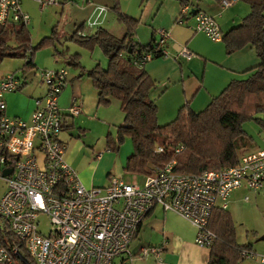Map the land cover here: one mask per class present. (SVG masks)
I'll return each instance as SVG.
<instances>
[{
  "label": "built area",
  "instance_id": "obj_1",
  "mask_svg": "<svg viewBox=\"0 0 264 264\" xmlns=\"http://www.w3.org/2000/svg\"><path fill=\"white\" fill-rule=\"evenodd\" d=\"M23 1L0 0L1 26L30 25ZM35 1L44 10L59 0ZM222 3L224 7L231 4L228 0ZM95 9L96 17L89 20L88 28L100 27L109 11L101 6ZM181 13L193 18L195 32L222 42V32L212 16L191 13L189 7H183ZM159 34L162 49L169 34ZM163 53L168 56L165 50ZM181 57L191 59L192 54L183 50ZM152 60L153 55L147 54L137 66L145 68ZM40 75L47 93L36 100L29 121L6 113V96L21 90V80L13 74L0 79V182L7 188L0 198V226L25 245L35 264H133L135 258L150 255L161 261L163 249L159 247L130 253L139 227L158 205L189 221L198 231L196 244L212 249L219 240L210 229L214 211L228 210L231 195L239 189H264V150L247 152L237 165L221 170L180 173L175 171L174 159L154 168L143 185L112 177L104 188H87L66 162L68 147L60 141L65 123L59 98L67 86L68 72L41 70ZM81 111L75 100L69 116L77 117ZM184 150L181 145L176 153ZM162 152V148L157 150ZM6 170H11L8 176ZM44 218L48 233L42 229ZM18 254L22 253L16 244L0 247V264H18ZM255 257L256 264H264V253L242 252L244 260Z\"/></svg>",
  "mask_w": 264,
  "mask_h": 264
},
{
  "label": "crops",
  "instance_id": "obj_2",
  "mask_svg": "<svg viewBox=\"0 0 264 264\" xmlns=\"http://www.w3.org/2000/svg\"><path fill=\"white\" fill-rule=\"evenodd\" d=\"M118 1L123 14L138 21L134 40L139 45L145 47L151 45L154 40H159L160 31L169 34L165 46L162 47L168 56L153 59L145 66V71L156 83L151 98L158 107V120L161 125L174 121L183 109H191L197 113L203 111L232 81L248 79L251 71L260 64L256 49L252 45L228 54L223 42H213L205 34L195 32L193 18L182 16L181 13L183 7H189L191 13L209 14L215 19L224 37L231 29L240 26L251 12L250 5L241 0H228L231 4L227 7L223 6V0ZM32 3L38 6H31ZM50 6L51 9L46 13ZM97 6L112 10L115 0H59L57 4L49 5L44 10L35 0H24L22 4L23 11L30 16L32 25L36 29L39 25L40 31L48 32L50 17L56 19L59 15L57 10L61 11V17L67 13L65 18L57 17L58 24L53 26V29L57 27L62 36L61 41H69L80 28H83L80 34H93L95 29L88 28L87 21L96 17ZM182 18L183 24L180 23ZM106 21L107 17L102 25ZM183 50L189 51L192 58H182ZM93 59L103 67L108 66V59L100 50L94 52ZM35 62L37 65V61ZM38 68L37 65L34 74L30 76L18 77L22 83L21 90L6 96L8 116L25 121L31 119L36 109V100L44 98L47 93V86ZM84 68L90 70L88 67ZM20 69L15 67L1 70L3 73L0 74V79L15 75ZM66 70L67 86L59 98V107L65 123L60 141L68 147L64 157L81 180L83 179L82 182L87 188H104L114 177L111 175L114 164L109 141L110 136L124 121L121 103L111 99L108 106H101L100 93L87 74L80 69ZM38 75L39 81L36 80ZM75 100L80 102L82 111L77 117H70L69 109ZM91 162L93 164L89 169L85 167ZM98 169L104 171L97 179L95 170ZM132 183L140 185L137 181ZM259 197L262 201L264 189L259 192L239 189L231 195L228 210L232 207V211H235L243 201H257ZM197 233V229L189 221L174 212L165 211L158 205L139 227L130 253L136 255L144 248L159 247L163 249L161 261L150 255L143 259L135 258L133 264H209L211 249L196 244Z\"/></svg>",
  "mask_w": 264,
  "mask_h": 264
},
{
  "label": "trees",
  "instance_id": "obj_3",
  "mask_svg": "<svg viewBox=\"0 0 264 264\" xmlns=\"http://www.w3.org/2000/svg\"><path fill=\"white\" fill-rule=\"evenodd\" d=\"M251 7L250 14L242 24L231 29L223 37L228 54L252 45L256 49L260 64L245 80H234L201 112L183 109L178 117L166 125L158 120V107L151 98L156 83L137 63L147 54L153 59L163 58L159 40L149 46L139 45L134 40L138 21L124 15L119 1L115 0L114 12L119 21L127 26V34L119 39L103 27L91 35L80 34V28L70 41L90 51L100 50L108 59V66L98 63L87 71L80 63V55H71L69 66L80 69L93 81L99 91V104L108 106L111 99L121 103L123 123L117 128V139L110 136L109 145L114 151L127 139H131L134 152L128 158L124 170L136 175H150L154 168L177 161L175 171L201 174L208 170H221L235 166L243 154L251 151L253 143L247 138L244 124L255 121L264 130V0H241ZM62 36L57 27L50 37L37 46L32 45L28 26L0 25V64L7 59L24 60L22 75L37 69L36 54L46 46L60 43ZM185 150L177 154L181 146ZM159 148L162 153H157ZM232 215L228 210L216 209L212 215L210 229L219 240L211 249L209 264H242V252L252 250L236 241ZM31 264H35L25 245L0 226V247L14 245ZM18 264H22L19 261Z\"/></svg>",
  "mask_w": 264,
  "mask_h": 264
},
{
  "label": "rangeland",
  "instance_id": "obj_4",
  "mask_svg": "<svg viewBox=\"0 0 264 264\" xmlns=\"http://www.w3.org/2000/svg\"><path fill=\"white\" fill-rule=\"evenodd\" d=\"M26 1V0H25ZM122 1V0H120ZM125 2V1H123ZM128 4H131L129 2H125ZM119 5L120 2H119ZM31 6H38L36 3H32ZM52 6L48 7V10L46 13L51 9ZM54 8V7H53ZM120 10L122 12L121 6ZM60 15V10H57ZM123 13V12H122ZM56 16V19L54 20L51 18L48 24L49 30L48 32L40 31V26L37 25L34 27L32 23L28 26V29L31 33V41L33 46H37L42 40L43 37H50L53 33V26L57 25L58 18H65L67 13L62 14L61 16ZM92 15L90 16V18ZM36 20V19H35ZM54 21V22H52ZM57 23V24H56ZM88 23V21H87ZM105 25V26H104ZM100 26L103 28H106L111 32L114 36L118 37L119 39L123 38L127 32V26L125 23H122L119 21V15L114 12L113 8L112 10L109 9L107 14V21L106 23ZM44 26V24L42 25ZM88 27V26H87ZM88 28L85 29L87 31ZM98 29L95 28V32ZM46 35V36H45ZM95 52V51H94ZM93 51L87 50L85 48H82L78 46L76 43L72 41H66L63 39L61 43L56 42V45H50L46 46L43 49L39 50L36 54L35 60L37 61L39 74L41 70H52L55 71L56 69H68V70H77L76 68L69 66V60L71 55H80V63L82 64V67H88V69H93L94 66H96L98 63L93 59L94 55ZM24 60L20 59H7L2 64H0V74L3 73L4 69H14L15 67H20L22 69L24 65ZM47 68V69H44ZM18 70L16 71L17 77H22V71ZM65 69V70H66ZM85 69V68H84ZM13 71V70H12ZM68 72V71H67ZM34 74L33 72L27 74L28 76ZM26 75V76H27ZM39 78V75H38ZM36 80H40V78ZM24 106V105H23ZM244 131L247 134V138L251 139V143H253L252 150H263L264 149V130H261L260 127L257 125L255 121H248L244 124L243 127ZM117 133L118 129L114 131V134L111 135V137L115 140L117 139ZM113 151L112 153V163L114 166L112 167V176L117 178H122L124 181L128 183H132L134 181H137L140 185H143L145 181L146 175H136L128 173L124 170V166L127 163L128 158L133 154L134 152V146L131 141V139H127L122 145L120 146V151H114L112 148L110 149ZM247 153V152H246ZM93 163H87V167H91ZM102 169L95 170L97 179L101 177V174H103ZM83 180V179H82ZM6 184L4 182H0V198L3 196V194L6 191ZM260 197L257 199L251 200V202H242L238 208L235 211H232V207L228 210L231 211V214H233V221L235 225V231H236V241L241 246H250L257 255L264 253V242L258 241L262 236H264V197L263 200L260 201ZM42 229L45 233H48L49 227L47 220L43 219V225ZM198 234V233H197ZM257 259L251 258L245 260L242 264H256Z\"/></svg>",
  "mask_w": 264,
  "mask_h": 264
},
{
  "label": "water",
  "instance_id": "obj_5",
  "mask_svg": "<svg viewBox=\"0 0 264 264\" xmlns=\"http://www.w3.org/2000/svg\"><path fill=\"white\" fill-rule=\"evenodd\" d=\"M11 173V170H6L4 172L5 176H8ZM258 241L264 242V236H262ZM19 261L22 262V264H31L28 259L23 254H18Z\"/></svg>",
  "mask_w": 264,
  "mask_h": 264
}]
</instances>
